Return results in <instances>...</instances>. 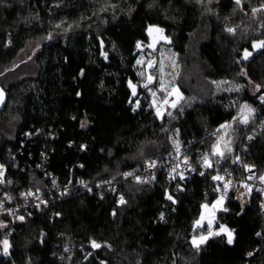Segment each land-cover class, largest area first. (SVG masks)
<instances>
[{"label": "trees", "instance_id": "obj_1", "mask_svg": "<svg viewBox=\"0 0 264 264\" xmlns=\"http://www.w3.org/2000/svg\"><path fill=\"white\" fill-rule=\"evenodd\" d=\"M207 3L0 0V76L7 77L5 82L0 78L6 94L0 112V165L6 167V188L12 194L47 191L50 181L45 172L63 184L69 179L88 184L117 181L146 160L167 156L173 128L182 130L194 150L208 153L214 165L207 175L192 177L184 191L172 189L176 203L165 198L169 184L166 174L160 173L151 184L125 181L115 193L104 189L102 199L97 193L74 192L24 221L17 215H1L0 222L7 227L0 229V240L7 238L11 246L9 255H0V264H264L262 193L251 192L245 205L238 200V190L226 199L227 211L220 212L214 223L217 229L223 225L234 230L232 244L224 234L212 236L199 250L190 243L193 235L206 232V225L194 231V221L202 204L216 200L213 175L229 171L242 176L233 163L239 155L257 176L264 175V104L257 100L264 94V48L252 47L264 40V11L253 16L250 10L264 0H242L243 12L236 10L234 0ZM62 21L66 23L57 28ZM241 21L235 34L225 30ZM67 24L73 27L64 31ZM35 45L40 47L33 73L16 79L10 69ZM192 45L205 88L180 76L177 87L183 100L169 110L172 117L165 113L160 121L142 86L148 75L153 76L149 87L157 85L161 48L178 54L182 74L190 67ZM245 50L252 52L246 60ZM145 53L155 57L150 60L152 68L145 66L146 82L136 64ZM242 70L247 75H241ZM129 81L137 86V97L131 96ZM223 81L236 84L239 91L237 87L218 91L217 84ZM137 98L139 113L133 111ZM244 103L255 109L248 124L238 118ZM225 123H231V129L213 135ZM26 131L40 134L23 147ZM225 131L232 152L217 165L220 158L211 155V147ZM18 163L25 169L15 167ZM38 163H43L44 171L31 168ZM3 192L0 187V198ZM119 196L126 203L120 204ZM92 241L101 247L94 249Z\"/></svg>", "mask_w": 264, "mask_h": 264}, {"label": "snow or ice", "instance_id": "obj_2", "mask_svg": "<svg viewBox=\"0 0 264 264\" xmlns=\"http://www.w3.org/2000/svg\"><path fill=\"white\" fill-rule=\"evenodd\" d=\"M196 2L197 3H203L204 0H196ZM211 2H212V0H208V3H211ZM234 3L237 6H239L241 8V10H243L242 0H234ZM111 6L113 8H115V5H111ZM106 8H107V5L105 7H102L101 9H99V11L103 12V11L106 10ZM261 10H264V6H262L261 9L253 8L252 9L253 16H255L256 13L258 11H261ZM94 15H95V13H94ZM65 23L66 22L62 21L61 23L56 24V27L57 28H61ZM72 27H73L72 24H67V27L64 28V31H69V30H71ZM151 31H152V28L150 27L149 28V32H151ZM157 31L162 32V29H157ZM226 31L231 33V34L235 33V29L232 28V27L226 28ZM101 44H103V41H101ZM252 47H253V49L264 48V40H261L259 42L253 43ZM137 48H140V43L139 42H137ZM104 55L106 57V53H104ZM251 55H252V52H249L248 50H245L244 51V55H243V59L246 60ZM136 63L137 64H141L142 61L141 60H137ZM238 63H239V61H238ZM152 67H153L152 61H148V68H152ZM163 71H164L163 64L161 62L160 72L163 73ZM81 74H83V72H81ZM138 74L140 76L144 75L143 72H140ZM240 74L241 75H247V73L245 71H243V70L241 71ZM147 81H148V83L144 84L142 87L148 89L151 92V95L153 97V101H152V104L150 105V107H155V115H156V117L161 119V120H163L164 112L161 110V108L164 105H169V97L175 96L177 98L176 100H173L171 102V105H170L172 108H176L178 101L180 99H183V96L180 94V91H179L178 88L173 87L171 92L166 93L161 105L157 106V101H156L157 92L152 91L151 88H149V85L153 83V76L152 75H148ZM222 83H227V81H224ZM129 87L131 88V96L132 97H137V86L135 84H133L131 81H129ZM217 87H219V85H217ZM227 90L231 91L232 89L229 88ZM236 90L239 91V87H237ZM159 91L160 92H165L166 91L165 83H164V80H163L162 76H161L160 83H159ZM256 91L257 92L260 91V85H256ZM78 95H79V93H78ZM258 98H259L260 102L262 104H264V94H261ZM4 100H5L4 92H3L2 89H0V105L4 104ZM129 103L130 104L133 103L131 98L129 100ZM139 106H140V100L137 98L136 101H135V106L133 107V111H136V109L139 108ZM245 112L247 113V115H242V118L240 119V123L248 124L249 123V118L255 112V109L252 108L251 106L247 105V104H244V105L241 106V113L243 114ZM167 116L172 117V112L168 111L167 112ZM235 119H236V117L233 118V120H235ZM84 126H85V123L82 122L81 123V127H84ZM231 127H232L231 123L221 124L220 127L216 131H217V133H219L221 131V129L227 130V129H231ZM165 131H168V130L165 129ZM213 135H216V133H213ZM225 135H227V131H225L224 135H220L218 137L216 143L213 144L212 147H211V155L214 156V157H219L220 158V159H218L216 161L217 165L220 164V160H223V159L227 158L226 155H225L226 152L227 153H231L232 152V148L230 146L231 145V140L225 141V138H224ZM175 136H177V137L179 136V130H176ZM170 139H172V138H170ZM249 139H251V137H249ZM221 142H223V149L224 150H221ZM172 145H173L174 151L176 153L174 159L177 162L171 164V166L169 168V171H168V176H169V179H171V180H175L177 178V176L179 177L180 180H183V179H185L183 171H178V169L181 168V165H184L185 166V170H188V171H196V169L189 162V157L187 155H182V153H181V145H180L179 140L178 139H172ZM170 156H171V154H170ZM237 162H239V156H237L235 158V160H233V163H237ZM197 163L200 164L201 167L208 168V169H211V168L214 167L213 162L210 159V156H209L208 153L202 154L201 160L197 161ZM145 166H146V169H149V170L150 169H154V168L157 167V160H155V159L146 160L145 161ZM244 167L246 169H248L249 171H251V167L250 166L244 165ZM123 175H124L125 178H127L129 176H134V179H135L136 183H138V184H140V183H150L152 180H154L156 178L154 173L151 175V177H145V178H142L139 175H135V173H133V172H127V173H124ZM199 175L204 176L205 173L203 171H201L199 173ZM228 175L230 176L231 173H228ZM3 176H4V165H0V183H4ZM255 178H256L255 176L250 175V176L247 177V180H253ZM258 179L260 180L261 183H264V175H260L258 177ZM212 180L220 182V183L217 184L216 188L214 189V191H216V192H220L221 191V185H222V188H223V191H224L225 194L230 189V186L235 187V185H233V181L231 179H226L225 176H222V175H219V174L213 175L212 176ZM8 183H11V181H8ZM53 183L55 184V181H53ZM80 183L83 184L84 182L80 181ZM85 186H87V185H85ZM177 187H178V189L180 188L179 185H177ZM242 187H244L247 190L248 194H251V192H252V186L251 185L242 182ZM180 190H182V189H180ZM256 190L260 191V192H264V188H258ZM89 191H91V189H89ZM21 195L27 197V196H33L34 193L29 191L28 193H21ZM165 198L167 200H169V201H172V203H176V200L174 199L173 194H171V193H169L167 191L165 193ZM9 199H11V197H9ZM37 199H39V197H37ZM224 199H225V195H221V196L218 197V199L216 201L211 203V205H209L208 203H205V204L201 205V208L204 209L205 211L201 212L199 218L194 221V231L197 228L204 227V224L202 222L205 221V219H206L205 212H208V213H211V214L214 215V211L217 210L218 207L222 208ZM41 203H46V201H41ZM119 203L120 204L126 203V201L124 200L123 196H120ZM36 206L39 207V204L36 205ZM2 207H3V205H2V203H0V208H2ZM223 210L227 211V209H223ZM8 211L11 214V210H8ZM113 215H115V213H113ZM16 219H18L19 221H24L25 217L24 216H17ZM160 219L161 220L164 219V213L163 212L160 213ZM6 227H7L6 224H4L3 222H0V229L6 228ZM206 231H207V235H205L203 233H200L198 235H193L192 238H191L190 243L197 250H199L200 246L203 245L204 243H206L207 240L209 238H211L213 235L219 236L221 233H225L227 235V243L228 244H232L233 243L234 230L230 231L225 226L220 225L219 231L213 232L212 231V220L211 219L208 220ZM41 235L43 236V234H41ZM257 235L259 236L260 233H257ZM41 242L43 243V240H41ZM0 245H2V248H3V255H5V256L9 255V248L11 246L9 240L7 238H4L3 240H0ZM92 247L94 249H99L101 247V245L96 243L95 241H92ZM66 251H67V249H66ZM89 255H91V253H89ZM249 255H252V253H249ZM100 264H104V262L101 261Z\"/></svg>", "mask_w": 264, "mask_h": 264}, {"label": "built area", "instance_id": "obj_3", "mask_svg": "<svg viewBox=\"0 0 264 264\" xmlns=\"http://www.w3.org/2000/svg\"><path fill=\"white\" fill-rule=\"evenodd\" d=\"M257 100L260 102L259 98ZM160 105L161 104H158L157 106H160ZM161 110L165 114L167 111V106L164 105L161 108ZM134 112L139 113L140 107L137 108L136 111H134ZM152 113L156 119L161 121V119L157 118L155 115V107L152 108ZM176 130H179V136L178 137L175 136ZM216 130H215V133H216V135H218L221 131L219 133H217ZM39 134H40L39 131H36L35 133H32L31 131H26L25 134L22 135L23 147L27 143L32 142V140L36 136H38ZM170 138L179 140L180 145H181L182 155H187L189 157V162L196 169V171H188V170H185L184 165H181V168L178 169V171H183V174L185 177V179H183V180H180L178 176L175 180H171V179H169V176H168V171H169L171 164L177 162L174 159L176 153H175L173 145H172V139H170ZM168 143H169V147H170V152L167 156H165L163 158L155 159V160H157V167L156 168L149 170V169H146V166L144 164L141 167L130 169L124 173L133 172V173H135V175H139L142 178L151 177V175L153 173L155 174L156 178L154 180H152L150 183H140V184L154 183L157 180L158 175L160 173H165L166 177H167L168 184H169L166 191L171 193V194H173L172 189L176 190V192L184 191L185 187L188 184V182L190 181V179L196 175H199V173L201 171H203L205 173V175H207L209 173V171L211 169L201 167L200 164L197 163V161L201 160V158H202L201 150L200 149L194 150L191 147V145L185 141L184 136H183V132L181 129L173 128L169 131ZM22 148L18 152H20L22 150ZM170 154H171V156H170ZM43 156L45 157L46 154L44 153ZM13 160H16V155L13 157ZM42 162L44 163L45 160L43 159ZM43 163H38V164H36V167L31 166V168H33V169L35 168L38 171H44ZM236 164L243 171L242 176L234 175L233 173H231L229 171L217 173L219 175L225 176L226 179H231L233 181V185H235V187L230 186V189L225 194L223 191L222 185H221V191L220 192L215 191L216 200L218 199L219 196L225 195L224 201H226V199H228L229 195L234 190H238L239 193H240V191L243 190L244 191L243 193H245V191H247V190L244 187H242V182L251 185L252 186V192L262 193L264 195V192H260V191L256 190L258 188H264V183L260 182V180L258 179L259 176H257V174L253 171V168L251 166H250L251 171H249L248 169H246L244 167V165H248V164H246L243 155H239V162H237ZM79 166L81 169H83V166L81 164H79ZM15 167H21L22 169H25L26 166L18 163V164H15ZM228 173H231V175L229 176ZM123 174L121 175V177L117 181L112 180V181L98 182L95 184H88L83 179H76V180L69 179V181H67L66 183L63 184L59 179L52 176V174L45 172L44 176L47 180L50 181V188L45 192L31 191L32 193H34V195L26 197V196H22V195L15 196L14 194H12L10 192V190H8L6 188V186H7V183H6V167L4 166V176H3L4 183H0V187L4 191L2 194V197L0 198V203H2V205H3V207L0 208V216L4 215V214H10L8 210H11V214H13V215L24 216L25 219L31 218L34 211L49 208L51 203L55 199L66 198V197L70 196L71 194H73L74 192H87L89 194H96L97 193V196L100 199H102L104 189H107V190L115 193L117 191L118 185L122 182L130 181V182L136 183L134 176H129V177L125 178ZM250 175H253L256 178L253 180H247V177ZM53 181H55V184L53 183ZM80 181H83L84 183L81 184ZM218 183H220V182L215 181L216 186ZM136 184H138V183H136ZM85 185H87V186H85ZM177 185L180 186L179 189H178ZM89 189H91V191H89ZM180 189H182V190H180ZM166 191H165V193H166ZM25 193H28V192H25ZM9 197H11V199H9ZM37 197H39V199H37ZM119 198H120V196H119ZM41 201H46V203H41ZM38 204H39V207L36 206ZM222 211H223V208L221 210H219V213ZM218 230L219 229H217L216 224H215L212 227V231L216 232ZM214 236H217V235H213V237Z\"/></svg>", "mask_w": 264, "mask_h": 264}, {"label": "rangeland", "instance_id": "obj_4", "mask_svg": "<svg viewBox=\"0 0 264 264\" xmlns=\"http://www.w3.org/2000/svg\"><path fill=\"white\" fill-rule=\"evenodd\" d=\"M246 1H248V0H246ZM249 1H251V0H249ZM207 4H209V3H207ZM242 5H243V3H242ZM262 6H264V3H259V4L255 5L254 7H252L250 10H252L253 8L261 9ZM236 10H240V12L244 11V9L241 10V8L239 6H237ZM263 11L264 10L258 11L256 13V15L259 14V13H262ZM241 25H242V21L240 23H238L237 26L229 25V27L234 28L235 29V33H236L237 28L238 27L240 28ZM225 30H226V28H225ZM229 34H231V33H229ZM39 47H40L39 45H35V46H32L30 49H28L26 52H24L22 54L20 60L14 65V67L12 69H10L11 72L15 71V73H17L16 79L23 78L24 76L33 73V70H34L33 69L34 68L33 60H34V56L37 54V52L39 50ZM189 49H190L189 50V53H190L189 61H191V64H190L189 69H187V70L185 69V71L182 72V74H181V68L183 67V64L181 65L182 62H181L178 54L175 51H173L171 48H164V47L161 48V50L159 52V56H158L157 77H155V81H156L155 84H157V85L155 87H153V86L149 87V88H151L152 91L157 92V97H156L157 105L162 103L166 93L171 92L173 87L178 88L177 87V83H178V80L180 79V76L182 77V75H184L183 77H185L184 78V82L188 83L191 79H194L196 81L195 85H197L200 89H204L205 88L206 84H205L204 79H203V74L204 73H203L202 66L200 64L196 63L197 59H196V55H195V51H194L195 50V45H192ZM154 59H155V57L153 55H151L150 53L142 54L138 58V60L142 61L141 64H137L136 63L137 66H138V73H140V72L144 73L143 76L139 75V77L141 79H143V80L145 79L144 82H146L145 66L147 65L148 61L154 60ZM161 62L163 64V69H164L163 73L160 72ZM161 76L163 77V80H164V83H165V89H166L165 92H160L159 91V83H160ZM0 78L4 82H5V80H7V77L5 75L0 76ZM217 85H219V87H217L218 91L220 90V88H224V89L226 88L225 90L231 88L232 89L231 91H233L236 87H238L236 84H232L231 82H228V81H227V83H222L221 82V83H218ZM179 91H180V94L182 95V92H181L180 89H179ZM231 91H228V92H231ZM146 93H147V96L150 98L151 104H152L153 97L151 95V92L147 89ZM176 99L177 98L175 96L169 97V105H166L167 106V112L169 110H173L174 109L170 105H171V102L173 100H176ZM182 100L183 99H180L178 101L177 105ZM244 104L249 105L248 103H244ZM244 104H242V105H244ZM242 115H247V113L245 112V113L242 114L241 110H240L238 118L241 119ZM228 130H230V129H228ZM226 136L227 135H225V137H224L225 141H228L229 139ZM221 150H224L223 149V142H221ZM243 192H244L243 190L240 191V193L238 191V194H239L238 195V200L242 204L245 205L246 201H248V199H249V194H248L247 191H245V193H243ZM224 205H225V201L223 202L222 208L224 207ZM222 208L218 207V209L214 211V215L211 214V213L205 212L206 219H205V221L202 222L204 224V227H205V225L207 226L209 219L212 220V227L215 225L214 222H215L216 216H217V214H219V210H221ZM203 211H205V210L202 209V212ZM204 227H202L200 229H203ZM200 233H203V232L201 231V232H199V234ZM203 234L207 235V231L204 232ZM221 234L226 235L225 233H221ZM226 237H227V235H226ZM233 238H234V236H233ZM0 255H3L2 245H0Z\"/></svg>", "mask_w": 264, "mask_h": 264}, {"label": "water", "instance_id": "obj_5", "mask_svg": "<svg viewBox=\"0 0 264 264\" xmlns=\"http://www.w3.org/2000/svg\"><path fill=\"white\" fill-rule=\"evenodd\" d=\"M0 89H2L1 86H0ZM2 90H3V89H2ZM3 92H4L5 100H4V104L0 105V112H1L2 109L4 108V105H5V102H6V94H5V91H4V90H3Z\"/></svg>", "mask_w": 264, "mask_h": 264}]
</instances>
